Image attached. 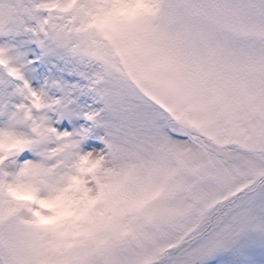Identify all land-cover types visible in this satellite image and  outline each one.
Here are the masks:
<instances>
[{
  "label": "rangeland",
  "instance_id": "1",
  "mask_svg": "<svg viewBox=\"0 0 264 264\" xmlns=\"http://www.w3.org/2000/svg\"><path fill=\"white\" fill-rule=\"evenodd\" d=\"M230 25L264 37V0H0V57L35 45L60 74L43 104L0 75V264H204L264 239V46ZM67 184L87 197L41 219L32 189Z\"/></svg>",
  "mask_w": 264,
  "mask_h": 264
},
{
  "label": "snow or ice",
  "instance_id": "2",
  "mask_svg": "<svg viewBox=\"0 0 264 264\" xmlns=\"http://www.w3.org/2000/svg\"><path fill=\"white\" fill-rule=\"evenodd\" d=\"M23 37H17L13 42L19 44ZM0 43H3L0 41ZM28 55L26 66H21L19 63H12L10 60H0V69L6 70L9 78L16 81H23V89L29 98L39 100L44 103V92L48 91L49 83L58 80V65L54 66L49 62V59L41 57L40 51L35 45H27ZM3 50L0 49V52ZM65 80L72 79L71 77H63ZM52 95V92H48ZM11 102L17 103L16 97L8 98ZM82 103L87 101L81 100ZM54 120L55 117L53 116ZM83 120H60L59 123L53 125L57 132H70L73 127H78L83 124ZM85 151L99 149L101 146L93 139H88L82 145ZM33 159L32 153L28 150L21 151L17 160L25 162ZM34 199L44 205V209L38 213L41 219L55 214L57 208L55 205L58 202H76L83 197H87L88 190L81 187H73L72 184H67L51 190H38L33 188ZM204 264H264V239H246L235 245L228 251L218 252L210 259L204 261Z\"/></svg>",
  "mask_w": 264,
  "mask_h": 264
},
{
  "label": "trees",
  "instance_id": "3",
  "mask_svg": "<svg viewBox=\"0 0 264 264\" xmlns=\"http://www.w3.org/2000/svg\"><path fill=\"white\" fill-rule=\"evenodd\" d=\"M233 1V3H238V0H232ZM223 28V27H222ZM230 30H232V32H233V35L235 36V38L238 40V41H240L241 42V47H240V53H242V49H243V47H246L245 45H243L242 43H246V44H248L249 46H251L252 48L255 46V44H261V45H263L264 46V37H260V36H258V33H251V36H248L249 35V33L248 32H246V31H243L242 29H237V28H235V27H232L231 25H230ZM259 33H261V32H259ZM99 36H101V37H103L104 36V38L105 39H107V36L106 35H104L103 33H100L99 34ZM248 36V37H247ZM244 37V38H243ZM226 38V37H225ZM243 38V39H242ZM104 41H106V40H104ZM235 44V46H236V48H237V44L236 43H234ZM247 48V47H246ZM237 51V50H236ZM112 52H113V55L115 56V54H114V52H116V50L115 49H112ZM236 53V52H235ZM239 53V54H240ZM116 57V56H115ZM238 59V58H237ZM228 66V65H227ZM0 75H2L3 76V78L5 77V79H9L8 77H7V75L5 74V73H1L0 72ZM9 80H11V79H9ZM158 104H159V101H158ZM167 118H169L170 119V121L172 122V123H174L175 124V126L177 127V129H184V126H182V125H180V124H178L175 120L176 119H174L173 118V115L172 116H167ZM193 132V129H190V130H186L185 129V133H184V136L185 135H187V136H193V137H195V139L196 138H198L199 139V137H198V135L196 134V133H192ZM200 138H203V137H201L200 136ZM204 139V138H203ZM224 210H225V208H224ZM216 214H219V213H216ZM208 222L209 221H207V222H205L200 228H201V230L199 231V233L200 232H202V231H204L203 232V235L204 234H206V232L210 229V227H208L207 228V225H208ZM253 229L255 230V225H253ZM77 242H78V240H77ZM72 243V240H69V242H68V244H71ZM79 243V242H78ZM1 255V254H0Z\"/></svg>",
  "mask_w": 264,
  "mask_h": 264
}]
</instances>
